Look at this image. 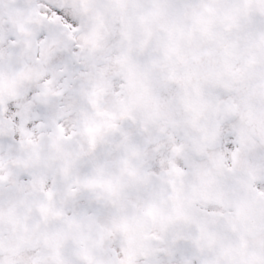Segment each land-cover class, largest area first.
<instances>
[{
  "label": "snow or ice",
  "instance_id": "snow-or-ice-1",
  "mask_svg": "<svg viewBox=\"0 0 264 264\" xmlns=\"http://www.w3.org/2000/svg\"><path fill=\"white\" fill-rule=\"evenodd\" d=\"M0 264H264V0H0Z\"/></svg>",
  "mask_w": 264,
  "mask_h": 264
}]
</instances>
